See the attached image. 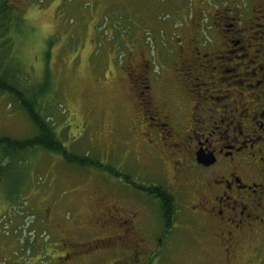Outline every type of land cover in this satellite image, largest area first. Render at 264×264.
I'll return each instance as SVG.
<instances>
[{
    "label": "flooded vegetation",
    "instance_id": "flooded-vegetation-1",
    "mask_svg": "<svg viewBox=\"0 0 264 264\" xmlns=\"http://www.w3.org/2000/svg\"><path fill=\"white\" fill-rule=\"evenodd\" d=\"M193 2L194 28L176 31L161 64L129 66V141L111 147L148 163L113 168L118 182L109 195L101 190L86 221V230L107 235L89 245L126 247L123 264H155L180 221L202 237L194 264H264V0ZM155 160L159 177L148 179ZM3 217L0 244L13 243L1 258L17 246L13 217ZM69 246L65 261L83 262L82 244Z\"/></svg>",
    "mask_w": 264,
    "mask_h": 264
},
{
    "label": "rangeland",
    "instance_id": "rangeland-1",
    "mask_svg": "<svg viewBox=\"0 0 264 264\" xmlns=\"http://www.w3.org/2000/svg\"><path fill=\"white\" fill-rule=\"evenodd\" d=\"M185 3L30 0L16 6L7 0L13 19L0 39V65L11 71L18 88L41 92V111L68 151L100 166L70 163L44 149L14 152L16 157L1 149V155L8 151L12 156L0 155V226L4 214L13 217L17 246L0 257V264H20L21 257L24 264H30L25 260L29 257L34 258L32 264L125 263L126 247L89 245L107 234L86 230V221L101 190L109 195L118 182L111 176L113 168L132 172L148 163L145 158L133 161L121 145L111 147V140L129 141V66L142 58L161 64V50L169 52L177 44L173 32H189L190 21L194 23L188 15L194 2ZM28 100L34 106V94ZM35 134L20 101L0 92V138L29 139ZM149 162L157 164L146 170V178H158L154 169L160 162ZM178 224L164 239L155 264H194L202 253L196 228ZM12 243L0 244V251ZM73 243L82 244L78 250L85 255L83 262L65 261V251L73 250Z\"/></svg>",
    "mask_w": 264,
    "mask_h": 264
},
{
    "label": "trees",
    "instance_id": "trees-1",
    "mask_svg": "<svg viewBox=\"0 0 264 264\" xmlns=\"http://www.w3.org/2000/svg\"><path fill=\"white\" fill-rule=\"evenodd\" d=\"M12 10L13 9L9 6V4H7V0H0V39L5 37V34L8 31L9 23L13 19ZM188 15L191 14L188 13ZM190 23V27L193 29L195 22L193 23L190 21ZM176 31L177 30L173 32L174 38L177 36V34H175L177 33ZM175 40L178 42L179 38L176 37ZM2 46L3 45H0V47ZM10 73L11 71L8 68L0 65V92H6L11 96L16 97L20 101L21 106L26 110L32 119L34 126L36 127L37 134L29 139H12L10 137L0 138V150H9L14 155V152H26L31 149H44L46 151L59 154L70 163L72 162L86 167H92L96 165L100 166V164L94 163L92 160L90 161L88 157H76L68 151L66 146L57 138L55 131L46 120V115H44L41 111L39 106V100H41V98L39 100L37 99L39 98V94H41V92H36L34 90V93H32V91L27 93L25 90L18 88L12 82ZM32 94H34V106L32 105L33 103H30L28 100ZM6 152L3 153V155L9 157L12 156V154L10 155ZM1 154L2 153H0V155ZM3 155L1 156L6 157Z\"/></svg>",
    "mask_w": 264,
    "mask_h": 264
}]
</instances>
